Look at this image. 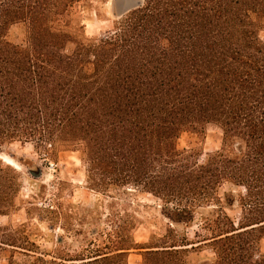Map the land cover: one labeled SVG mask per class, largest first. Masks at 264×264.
<instances>
[{
    "label": "trees",
    "instance_id": "16d2710c",
    "mask_svg": "<svg viewBox=\"0 0 264 264\" xmlns=\"http://www.w3.org/2000/svg\"><path fill=\"white\" fill-rule=\"evenodd\" d=\"M95 1L0 0V151L80 152L89 188L112 195L111 230L71 254L62 239L43 252L27 226L0 227V264H131L134 251L140 264H264V0H144L119 19ZM80 6L112 29L88 36ZM22 24L27 46L8 40ZM211 125L223 146L199 163L179 140ZM226 184L245 190L237 223ZM21 186L0 160V216L19 210ZM141 196L168 221L146 244ZM212 207L194 239L176 229Z\"/></svg>",
    "mask_w": 264,
    "mask_h": 264
},
{
    "label": "rangeland",
    "instance_id": "374dc122",
    "mask_svg": "<svg viewBox=\"0 0 264 264\" xmlns=\"http://www.w3.org/2000/svg\"><path fill=\"white\" fill-rule=\"evenodd\" d=\"M111 2L112 0H96L94 5L97 3V6L103 7L108 12L107 15L115 19L111 16ZM72 13L77 19L81 16L86 19L84 23L90 37H101L112 29V23L99 21L94 14L91 15L92 11L84 7L80 6ZM28 36V28L22 24L11 29L8 40L27 46ZM260 38L264 42V30ZM222 146L223 131L213 125L208 126L203 134L185 133L179 140V148L197 153L199 163H204L210 155L220 151ZM9 154H14L15 157L9 158ZM0 160L20 173L22 184L20 197L16 198L19 210L0 216L1 228L16 229L27 226L26 234L43 252L54 251L55 242L62 239L67 246V252L71 254L81 252L82 242L91 232L111 230L112 214L117 209L110 198L112 195L104 196L89 188L87 169L80 152H54L15 143L0 151ZM232 190L237 201L233 210L227 209V212L237 223L242 213L239 196L244 195L245 190L226 184L220 190V196L223 198L225 193ZM137 204L141 205L139 217L144 225L135 233V241L137 244H146L151 233L162 232L168 221L156 214L155 208L160 203L153 197L141 196ZM144 206L147 208H143ZM215 210V207L201 210L199 220L193 227L186 229L184 226H176V229L180 233L186 231L188 237L194 239L196 233L203 232L200 228L201 217L211 216ZM155 221L156 226L150 224ZM140 254L138 251L132 252L129 262L140 264ZM199 256L212 258L213 254L210 249L205 248ZM193 261L197 262L195 255Z\"/></svg>",
    "mask_w": 264,
    "mask_h": 264
},
{
    "label": "water",
    "instance_id": "95a60500",
    "mask_svg": "<svg viewBox=\"0 0 264 264\" xmlns=\"http://www.w3.org/2000/svg\"><path fill=\"white\" fill-rule=\"evenodd\" d=\"M144 0H112L111 2V16L115 19L122 18L127 13L141 7ZM9 158H14V154L7 155Z\"/></svg>",
    "mask_w": 264,
    "mask_h": 264
},
{
    "label": "bare ground",
    "instance_id": "6f19581e",
    "mask_svg": "<svg viewBox=\"0 0 264 264\" xmlns=\"http://www.w3.org/2000/svg\"><path fill=\"white\" fill-rule=\"evenodd\" d=\"M9 159V158H8ZM9 163H10V161H9Z\"/></svg>",
    "mask_w": 264,
    "mask_h": 264
}]
</instances>
